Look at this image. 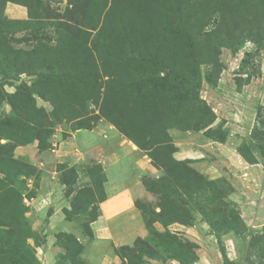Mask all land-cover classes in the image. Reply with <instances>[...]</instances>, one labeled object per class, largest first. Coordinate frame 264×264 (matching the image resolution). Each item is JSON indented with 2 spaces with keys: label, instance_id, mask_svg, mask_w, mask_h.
Listing matches in <instances>:
<instances>
[{
  "label": "rangeland",
  "instance_id": "1",
  "mask_svg": "<svg viewBox=\"0 0 264 264\" xmlns=\"http://www.w3.org/2000/svg\"><path fill=\"white\" fill-rule=\"evenodd\" d=\"M0 264H264V0H0Z\"/></svg>",
  "mask_w": 264,
  "mask_h": 264
},
{
  "label": "crops",
  "instance_id": "2",
  "mask_svg": "<svg viewBox=\"0 0 264 264\" xmlns=\"http://www.w3.org/2000/svg\"><path fill=\"white\" fill-rule=\"evenodd\" d=\"M142 220L133 193L125 190L109 195L100 204V216L94 222L93 229L99 242L122 247L147 236L148 231ZM100 258L103 261L104 256H96L94 260Z\"/></svg>",
  "mask_w": 264,
  "mask_h": 264
},
{
  "label": "trees",
  "instance_id": "3",
  "mask_svg": "<svg viewBox=\"0 0 264 264\" xmlns=\"http://www.w3.org/2000/svg\"><path fill=\"white\" fill-rule=\"evenodd\" d=\"M146 226L150 225V222L148 220H145Z\"/></svg>",
  "mask_w": 264,
  "mask_h": 264
}]
</instances>
